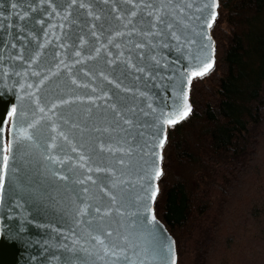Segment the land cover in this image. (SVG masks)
Listing matches in <instances>:
<instances>
[{"label": "water", "instance_id": "obj_1", "mask_svg": "<svg viewBox=\"0 0 264 264\" xmlns=\"http://www.w3.org/2000/svg\"><path fill=\"white\" fill-rule=\"evenodd\" d=\"M211 10L206 0H0V264H139L147 229L174 242L151 223V177L162 114L211 58Z\"/></svg>", "mask_w": 264, "mask_h": 264}, {"label": "trees", "instance_id": "obj_2", "mask_svg": "<svg viewBox=\"0 0 264 264\" xmlns=\"http://www.w3.org/2000/svg\"><path fill=\"white\" fill-rule=\"evenodd\" d=\"M215 64L168 126L153 215L176 264H264V0H216Z\"/></svg>", "mask_w": 264, "mask_h": 264}, {"label": "snow or ice", "instance_id": "obj_3", "mask_svg": "<svg viewBox=\"0 0 264 264\" xmlns=\"http://www.w3.org/2000/svg\"><path fill=\"white\" fill-rule=\"evenodd\" d=\"M206 3L212 9L205 21L207 27L211 28L212 24L216 20L217 14L215 12V8L218 7V5L215 3V0H206ZM208 39L210 40L211 37H208ZM210 47L212 49L211 58L206 57L203 61H201L199 64L195 66L194 70H192L187 74V87L189 89L191 87L193 78L203 77L212 70L215 64V59H214L215 46L213 44L210 45ZM12 111L15 112L16 109H13ZM191 111L192 108L191 105L188 103L187 92H184L183 103L177 106L167 116H164L162 114V122L169 126L174 125L176 123H179L181 120L186 119L188 115L191 113ZM0 123H2V120H0ZM24 138L31 139V137L28 135H25ZM166 139H167L166 136H163L160 139L158 145L160 148H163ZM10 147L11 145H9V148ZM157 158L162 159L161 156H158ZM8 159L9 157L7 155H2V158H0V172H2L3 174H6L7 172ZM161 175H162V170L159 167H155L151 179L153 181L158 180ZM158 192H159L158 187H156L155 184H152L149 199L154 202ZM151 223L153 224L155 223V215L152 216ZM146 232H147L146 239L148 240V244L151 245V247H145L143 249L144 259H140L139 264H145L146 260L148 261V264H176L175 254H174V242L167 241L166 237H158L157 234L151 231L150 229H147ZM149 253H151V255H149ZM124 258L130 259L127 255H125ZM130 264H136V261L130 260Z\"/></svg>", "mask_w": 264, "mask_h": 264}]
</instances>
